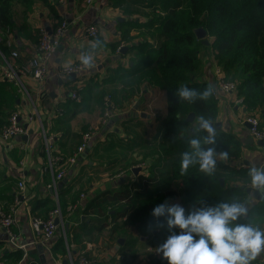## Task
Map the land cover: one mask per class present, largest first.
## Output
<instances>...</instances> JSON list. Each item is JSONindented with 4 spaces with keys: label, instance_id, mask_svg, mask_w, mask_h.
I'll list each match as a JSON object with an SVG mask.
<instances>
[{
    "label": "trees",
    "instance_id": "1",
    "mask_svg": "<svg viewBox=\"0 0 264 264\" xmlns=\"http://www.w3.org/2000/svg\"><path fill=\"white\" fill-rule=\"evenodd\" d=\"M36 1L54 11L49 0H0L2 29L10 30L13 25L15 2L32 6ZM114 6L122 8L125 15H132L129 8L138 6L145 20L138 17L120 24L126 29L121 31L120 39L112 43L111 48L117 51L124 40L138 39L128 48L135 51L134 64L111 71L97 85L100 90L96 93V102L103 110L104 98L110 95L115 105L122 108L145 86L147 90L164 91L166 114L156 115L152 134L148 132L145 119L139 114H131L123 122V136H120V130L108 131L104 141L82 155L87 157V167L96 175L115 174L118 169L132 173L131 158L137 153L152 161L146 174L140 172L135 180L123 182L118 190L90 199L78 224L70 225L67 241L60 231L56 233L55 252L67 254L68 243L75 256L88 243L98 240L99 234L108 227L118 236L126 235L129 226L136 227L139 233H146L156 223L152 208L169 199L181 198L185 203L198 206L236 199L248 206V216L243 222L258 225L256 217L264 215V197L257 203L249 201L250 166L242 167L244 163H236L243 150V142L237 134L221 126L215 129L214 144H204L202 140V147L215 148L216 165L210 173L202 171L198 163L181 173L180 158L183 151L191 150L190 137L206 135L204 130L188 133L191 123L186 117L190 113H194L196 119L203 115L218 122L214 84L204 78L202 70L204 56H209L211 63L217 62L227 79L237 83V95L243 99L247 113L258 115L264 129V0H120ZM198 28L205 29L208 37L198 39L195 33ZM133 30L137 34H132ZM204 40L209 43L205 44ZM182 84L198 91L211 85L213 93L206 99L178 98L174 92ZM85 97L90 99V96ZM19 98L15 84L0 77V130L9 123ZM87 130L85 127L84 132ZM81 138L82 135L76 150ZM221 179H224V185ZM91 180L89 178L87 183ZM73 188L67 185L58 189V202L64 217L68 207L80 199L85 186L76 191ZM75 213L69 221L77 219ZM137 242L138 238L130 236L119 246L118 253L122 256L119 264L134 263ZM72 245L78 246L79 251L72 250ZM85 255L92 259L87 253ZM22 257L23 253L18 252L15 260L18 262ZM251 264L256 261L252 260Z\"/></svg>",
    "mask_w": 264,
    "mask_h": 264
},
{
    "label": "crops",
    "instance_id": "2",
    "mask_svg": "<svg viewBox=\"0 0 264 264\" xmlns=\"http://www.w3.org/2000/svg\"><path fill=\"white\" fill-rule=\"evenodd\" d=\"M119 1L67 0L62 5L57 4L55 0H49L54 11L39 1H36L32 6L19 2L14 3L13 25L9 31L3 29V33L5 34L4 38L11 41L12 49L20 52V63H24L35 54L41 28L53 29L57 23L66 19L70 23V30L63 38L49 64L50 74L44 88L41 89L39 82L32 78L25 79L26 94L20 92L15 85L20 98L14 112H19L24 124H28V126L26 125L28 134L25 137L12 140L10 146L0 139V205L10 209L15 205L16 200H19V204L15 206L16 225L13 228L16 233L15 244L0 229L1 259L17 264L20 261L21 264H66V261L69 264L70 248L67 249L65 255L55 252L57 236L50 242H43L33 232L31 219L33 217L44 218L51 209L57 206L59 203L56 197L58 189L71 185L74 187L73 191H76L84 185L85 189L82 194H85L86 197L78 200L80 205L77 212H74V218L77 216V219L70 220L71 226H75L83 217L82 210L90 199L118 190L123 182H128L126 180L127 173L130 175V181L135 180L138 175L128 170L126 173L122 169H118L119 172L114 175L110 172L96 175L87 167V157L81 156L76 164L63 166L65 175L58 182L57 172L50 168V154L45 147L46 135L51 140L52 154L60 153L66 157L72 155L73 151H76L85 127L88 129L91 127L100 128L103 110L96 102V93L100 90L97 85L109 73H112L111 71L114 72L120 66L129 68L134 64L132 59L135 58V51L128 49L126 54L121 55L119 52L121 47L117 51H113L111 48V44L120 39L121 31L126 29V26L121 27L120 24L133 19V15H125L122 8L114 6ZM119 19H123V21H119ZM91 24H94L99 30L97 38L85 36V28ZM132 34L137 33L133 30ZM96 41L100 43L96 48H92ZM137 41L138 39L124 40L122 46L129 48V45ZM0 49L9 58L11 49L6 45V42L0 44ZM84 54L92 56L90 64L97 65L95 72L87 74L82 79L71 81H60L56 78L55 74L58 68L82 62L81 57ZM203 60L205 64L204 78L215 85V62L211 63L209 56H204ZM142 87L144 89L138 93H141V102L152 95L155 97L151 101L153 104L156 102V97L157 99L161 97L166 110L164 91L157 89V92H154L155 89L147 90L145 86ZM71 91H77L81 97L80 102L71 97ZM85 96H90V99L87 100ZM235 97L236 94H220L218 121L221 122L223 129L234 132L243 142L242 155L236 163H244L247 167H251L252 162L264 163V150L258 141L253 139L249 126L244 121L249 114L244 105L235 102ZM144 102L140 104L135 101L136 107L132 111H128V114L117 109L116 117L125 119L131 113L135 115L143 112L148 114V112L138 109V106L143 105ZM126 104L127 102L124 103V105ZM58 109L61 113H56ZM31 115L34 117L33 121L29 120ZM149 119H152V115L150 118H145V120ZM99 133L101 136L95 144L106 139L101 131ZM92 147L85 154H88ZM144 173L146 174L147 171ZM81 175H83V179H81ZM133 175L135 176L133 177ZM89 178H92L90 184L87 183ZM55 181L58 184L56 190L49 187L53 186ZM20 182L24 183V188L19 187ZM178 200H174V203H177ZM249 201L257 203L259 200L250 194ZM256 218L258 226L264 228V215ZM150 231V234L148 232L139 233L136 227L129 226L126 229V235L118 236V234L111 233L110 227H108L99 234L98 240L88 243L83 250L79 251V247L76 245H72L71 248L75 251L78 250V253H87L92 258L93 264H119L118 261L122 257L118 253L119 246L125 244L127 238L134 236L138 238V242L136 244L137 256L133 264H167L166 258L161 257L157 248L169 234L162 233L161 228L150 229ZM18 252H22L23 257L17 262L15 259ZM254 260L256 264H264V252Z\"/></svg>",
    "mask_w": 264,
    "mask_h": 264
},
{
    "label": "clouds",
    "instance_id": "3",
    "mask_svg": "<svg viewBox=\"0 0 264 264\" xmlns=\"http://www.w3.org/2000/svg\"><path fill=\"white\" fill-rule=\"evenodd\" d=\"M99 43L96 41L92 48ZM81 59L84 65L92 62L90 54H84ZM212 93L211 85L198 91L182 84L174 95L191 101L197 97L206 99ZM198 129L204 130L206 135L202 138L193 135L188 139L191 150L181 153V173L197 163L202 171L210 173L216 165L215 148L201 146L202 140L204 144H214L216 139L211 118L201 115ZM249 176L254 187H264V163L252 162ZM151 214L156 218V227L166 225L169 230V235L157 248L167 264H251L264 252V228L243 222L248 216V206L239 200H221L190 209L179 203H158Z\"/></svg>",
    "mask_w": 264,
    "mask_h": 264
},
{
    "label": "built area",
    "instance_id": "4",
    "mask_svg": "<svg viewBox=\"0 0 264 264\" xmlns=\"http://www.w3.org/2000/svg\"><path fill=\"white\" fill-rule=\"evenodd\" d=\"M57 4H65L67 0H55ZM90 1V0H89ZM9 29H5V31ZM70 30V23L68 20L64 19L57 23L53 29L43 27L39 30L38 41L36 44L35 54L29 58L24 63H20L21 55L16 49H12L11 41L4 38L3 29L0 24V44L6 42V45L11 49L9 58L6 57L4 52L0 49V77L5 79L10 83H14L18 90L24 94L27 92V87L25 85V79L32 78L33 80L39 82L41 89L44 88L45 82L50 74L49 64L61 45L63 38L67 35ZM99 34L98 28L91 24L85 28V36L89 38H97ZM97 69V65L89 64L84 65L82 62L73 63L61 66L56 72V78L60 81H71L76 79H82L87 74ZM214 74H215V85L214 94L219 100L220 94H236L235 102L237 104L244 105L242 98L237 95V83L235 81L229 80L226 77L224 70L217 62L214 63ZM75 75V79H69ZM71 97L77 102L81 101V97L78 95L77 91H71ZM117 107L113 102L110 95L104 98V108L103 117L100 120V127H91L82 134L81 143L79 144L77 150L70 156H64L60 153L52 154L53 147L51 145V140L45 135V147L49 152V164L53 171L57 172L56 179L59 182L65 175V170L63 166L66 164H76L83 154L88 152L91 147L95 144L99 138L100 131L105 138L107 137L106 132L114 131L115 125L113 119L117 115ZM56 113H61L60 109ZM33 116L29 118L33 121ZM244 121L249 125V131L256 141L262 142V148L264 150V129L261 128V121L258 115L249 114L245 117ZM28 124H24L19 112H14L9 119V123L2 127L0 130V139L5 142L8 146L11 145V141L16 138H21L28 134ZM52 154V155H51ZM242 167H247V165L242 164ZM137 168L136 166L133 167ZM57 181H55L53 186H49L52 189H57ZM20 188H24L23 182L19 183ZM252 189H259L250 185ZM57 192V191H56ZM58 199V193L56 195ZM85 194H81L80 200L84 199ZM19 204L17 199L15 205L10 209L5 208L0 205V229H2L5 234H7L8 239L15 244L16 233L14 232V226L16 225L15 217V206ZM80 201L72 204L68 207L67 215L64 217L59 203L57 206L49 212L46 219L42 217H33L31 219V228L33 232L42 239L43 242H50L55 237L56 233L60 230L63 237L67 241L68 233L66 225H71L68 218L78 210ZM56 218H59V224H55ZM0 264H17L8 262L5 259L0 258ZM21 264V261L18 263ZM69 264H93L84 252L78 253L75 256L69 253Z\"/></svg>",
    "mask_w": 264,
    "mask_h": 264
},
{
    "label": "rangeland",
    "instance_id": "5",
    "mask_svg": "<svg viewBox=\"0 0 264 264\" xmlns=\"http://www.w3.org/2000/svg\"><path fill=\"white\" fill-rule=\"evenodd\" d=\"M130 9V11H131V13H132V15H133V19H135V18H142L143 20H145V17H143L142 16V10L140 9V8H138V6H133V7H130L129 8ZM208 37V35L205 37V38H207ZM212 40V39H211ZM206 58V57H205ZM96 70V69H95ZM95 70H94V72H95ZM203 74L205 73V64L203 65ZM93 72V71H92ZM142 89H144L143 87H142ZM80 92V91H79ZM154 92H157V89H155L154 90ZM141 95V93L140 94H138L133 100H131L130 102H127V104L126 105H124L123 104V107L121 108V107H117V105H116V107H117V109H121V110H123L126 114H128L130 111H132L133 110V108L134 107H136V104L134 105V103H135V101H138V102H140V104L143 102V101H145V102H147V103H145L144 102V104L143 105H140V106H138V109H140V110H143V111H145V112H148V114H151L152 115V119H149V120H144V122H145V124H146V126H147V128H148V132H149V134H152L153 132H154V130H155V126H156V120H155V117H156V115H165L166 114V110L164 109V105L162 104L163 103V99L161 98V97H158V99H157V97H156V102L155 103H151V101H153L154 100V98L155 97H152V95L148 98V99H144L142 102H141V100H140V97H142V96H140ZM108 96V95H107ZM95 97V96H94ZM148 104H149V106H148ZM0 108H2V106H0ZM3 110H4V112L6 111V113L8 114V115H10V112L7 110V109H4L3 108ZM129 111V112H128ZM3 112V113H4ZM5 113V114H6ZM132 114V113H131ZM130 114V115H131ZM8 115H6V117L8 116ZM117 115H115V117H114V119H113V123H114V125L117 127V129L119 130L120 129V136H123V122H125L124 120L126 119H121V117H116ZM102 117H103V113H102V115H101V119H102ZM100 119V120H101ZM143 119H145V118H143ZM93 128H95V127H93ZM101 128V127H100ZM219 157H221V156H219ZM131 161H132V163H133V166H136V167H138L139 168V173L140 174H145L144 172L146 171V168L150 165V163H151V161H152V159H144L143 158V154L142 153H137V154H135L132 158H131ZM122 170H124V171H126V173H127V169H122ZM129 171V170H128ZM117 172H119V170L117 171ZM116 174V173H115ZM112 175H114V174H112ZM127 177H126V180H128V181H130V175H128V173H127V175H126ZM135 175H133V177H134ZM174 200L176 201V199H169V200H167L166 201V203H168V204H172V203H174ZM177 203H179V204H181V205H183L186 209H190V208H194V207H197L198 206V204L196 205L195 203H190V204H188V203H185L184 201H183V199H179L178 201H177ZM72 205V204H71ZM160 220H163V218L161 217L160 218ZM158 228H161V230H162V233H164V234H169V230H168V228L166 227V225L165 226H163V227H156V223L152 226V230H156V229H158ZM60 231V230H59ZM177 231H179V229H177ZM60 233H62L61 231H60ZM148 233L150 234L151 233V231L149 232L148 231ZM75 246V245H74ZM67 249H69L70 247H69V245H68V243H67ZM91 260V259H90Z\"/></svg>",
    "mask_w": 264,
    "mask_h": 264
},
{
    "label": "water",
    "instance_id": "6",
    "mask_svg": "<svg viewBox=\"0 0 264 264\" xmlns=\"http://www.w3.org/2000/svg\"><path fill=\"white\" fill-rule=\"evenodd\" d=\"M119 21H123V19H119ZM196 36L198 39H204L207 36V31L203 28H198L195 30ZM205 44H208L209 41L208 40H204L203 41ZM128 51V47L127 46H122L119 50V52L122 54H126ZM120 55V56H121ZM75 75H73L72 77H70L69 79H75ZM142 118H150L151 115L146 114V113H138ZM186 120L189 121L191 123V126L188 130V133L190 134H194L196 132V130H202V129H198V123H199V119H196V115L194 113H190L187 117ZM215 129H220L222 124L221 122H212ZM249 126V125H248ZM185 134H182L181 136L184 137ZM25 137V136H24ZM27 137V136H26ZM258 144L262 147V142L258 141ZM139 168H134L133 172L134 174H138L139 172ZM222 185H224V179H221ZM247 192L250 195H253V197L257 200H261L264 197V187H261L259 189H252L251 187L247 188ZM55 224L58 225L59 224V218H56L55 220ZM67 227V231H69L70 227L69 224L66 225ZM123 241V240H121ZM67 264V261H66Z\"/></svg>",
    "mask_w": 264,
    "mask_h": 264
}]
</instances>
